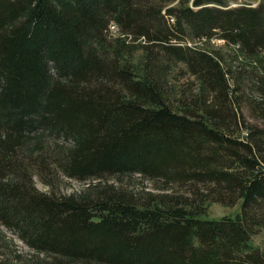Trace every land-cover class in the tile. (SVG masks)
<instances>
[{
  "label": "trees",
  "instance_id": "16d2710c",
  "mask_svg": "<svg viewBox=\"0 0 264 264\" xmlns=\"http://www.w3.org/2000/svg\"><path fill=\"white\" fill-rule=\"evenodd\" d=\"M252 1L0 0V224L43 254L19 264H264L251 242L264 226V0ZM181 62L193 79L175 97ZM135 173L157 191H129ZM64 178L97 182L66 193ZM239 200V214L208 217Z\"/></svg>",
  "mask_w": 264,
  "mask_h": 264
},
{
  "label": "rangeland",
  "instance_id": "374dc122",
  "mask_svg": "<svg viewBox=\"0 0 264 264\" xmlns=\"http://www.w3.org/2000/svg\"><path fill=\"white\" fill-rule=\"evenodd\" d=\"M246 0H231V3L234 5H238ZM252 3H257V1L253 0ZM116 26L112 27V31L114 35H121L119 31H117ZM213 42L217 45H220L224 42L221 39L214 38ZM196 43H200V40H196ZM131 55V56H130ZM128 58L134 65L143 66L145 58L144 50L137 47L136 49L132 50ZM186 65L184 63H179L178 66L172 67L170 73V80L171 85L173 88V94L175 97H178L180 88L187 83L189 79H193L190 77V73L186 71ZM185 71V75L183 76V72ZM192 86V85H191ZM175 105H177V101L175 100ZM241 111L245 116L246 121L249 123H255L257 121L256 116L253 115L252 109L250 108L249 104H242ZM38 142L37 139H35ZM46 141L48 142L53 141V143H60V141H65L63 137L57 138L55 141L54 139H50L46 136ZM59 141V142H58ZM69 141V140H68ZM71 143V140L69 141ZM42 145V144H41ZM36 186L39 187L41 190H48L50 189L47 184L42 182L39 178L35 177ZM97 182V180H91L87 182H80L75 179L71 178H64L63 184L59 188L60 191L70 193V192H79V190L85 189L89 183ZM122 184L133 193L137 194V197H147L148 191H157L153 187V184L144 179L140 174L135 173L132 175H127L123 178ZM145 199V198H144ZM241 212V201L239 200L235 204L232 205H225L221 202H213L208 207V217L210 218H220L224 216H234ZM251 242L254 246L259 248H264V226H260L257 228L256 232L252 234ZM39 255L40 258L43 257V254L35 253L30 247L24 243L19 237L6 228L4 225L0 224V259H12L13 264H19L16 259H37ZM12 263V262H11Z\"/></svg>",
  "mask_w": 264,
  "mask_h": 264
},
{
  "label": "bare ground",
  "instance_id": "6f19581e",
  "mask_svg": "<svg viewBox=\"0 0 264 264\" xmlns=\"http://www.w3.org/2000/svg\"><path fill=\"white\" fill-rule=\"evenodd\" d=\"M113 26H116V24L113 23V24L111 25V29H112ZM116 29H117V31H118V26L116 27ZM112 30H113V29H112ZM112 32H113V31H112Z\"/></svg>",
  "mask_w": 264,
  "mask_h": 264
},
{
  "label": "built area",
  "instance_id": "2783aa9c",
  "mask_svg": "<svg viewBox=\"0 0 264 264\" xmlns=\"http://www.w3.org/2000/svg\"><path fill=\"white\" fill-rule=\"evenodd\" d=\"M247 1V0H246ZM252 3V2H251ZM256 3H252V5H255ZM235 5V4H234Z\"/></svg>",
  "mask_w": 264,
  "mask_h": 264
}]
</instances>
